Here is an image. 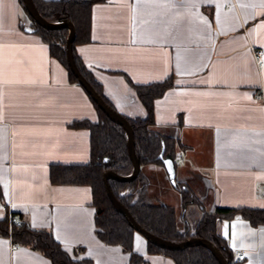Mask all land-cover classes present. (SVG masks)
Instances as JSON below:
<instances>
[{"label":"crops","instance_id":"0c3cea01","mask_svg":"<svg viewBox=\"0 0 264 264\" xmlns=\"http://www.w3.org/2000/svg\"><path fill=\"white\" fill-rule=\"evenodd\" d=\"M32 22L20 0H0V219L15 213L50 231L76 259L129 264L127 251L96 235L90 186L50 180L53 165L89 161L90 132L72 123L98 113ZM89 36L75 53L125 117L145 115L131 84L170 79L153 100L155 127L174 139L176 183L195 201L185 206L156 163L141 166L149 199L173 205L192 227L217 207L264 209V65L251 52L264 49V0H106L91 7ZM216 231L234 264H264V224L236 213ZM132 247L147 264H175L149 253L136 231ZM0 264L51 261L0 236Z\"/></svg>","mask_w":264,"mask_h":264},{"label":"trees","instance_id":"16d2710c","mask_svg":"<svg viewBox=\"0 0 264 264\" xmlns=\"http://www.w3.org/2000/svg\"><path fill=\"white\" fill-rule=\"evenodd\" d=\"M20 1L24 6L23 1ZM33 1L44 19L57 21L66 18L74 24L75 37L72 43V51L77 67L105 102L114 108L103 95L100 84L84 67L75 53V44L90 39L91 7L95 3L105 2L106 0ZM32 26L42 41L49 46L51 56L65 66L70 80L79 83L67 63L65 43L68 29L65 27L47 29L38 25L34 20ZM79 85L82 87L80 83ZM131 86L137 98L145 107L144 116H135L133 118L126 116L133 128L134 146L140 162V171L131 181L121 182L109 179L108 184L111 190L120 202L128 208L134 219L146 230L161 238L174 241H181L190 237L206 238L219 248L228 259L229 264H234L233 255L226 240L216 231L217 220L221 216L231 217L236 213H240L252 225H261L264 224V209L217 207L211 213L205 212L201 219L192 227L184 216H182L184 220L183 226L179 224V218L173 205L159 200L151 201L145 195L147 180L141 171V166L152 163L162 164L161 159L158 157L162 147H164V154H170L173 158L175 154L174 139L166 136L155 127L153 116V100L170 86V79L159 83L147 85L131 84ZM87 95L97 110L98 119L96 122L74 121L72 126L89 130L90 159L82 164H56L51 166L50 180L53 183L90 186L92 203L95 206V232L98 238L106 244L120 245L123 250L130 254L129 264H147L143 255L133 251L132 243L135 230L128 224L125 216L115 210L103 180V172L106 170H114L124 175L132 171V164L127 149L126 132L121 125L113 122L98 107L89 93ZM117 184L118 186L116 187L115 185ZM175 187H179L185 206L195 201L194 196L187 188H181L177 183ZM12 216L16 217L15 213H12ZM17 219L20 220V224L11 223L8 216L0 219V236L9 237L14 245L26 246L43 254L49 258L51 264H96L88 257L74 258L71 253L61 246L50 231L33 228L21 217H17ZM147 247L149 253L164 254L170 257L175 264H219L211 251L203 245L170 250L147 241Z\"/></svg>","mask_w":264,"mask_h":264},{"label":"water","instance_id":"95a60500","mask_svg":"<svg viewBox=\"0 0 264 264\" xmlns=\"http://www.w3.org/2000/svg\"><path fill=\"white\" fill-rule=\"evenodd\" d=\"M24 7L28 11L29 15L33 18V20L40 26L47 29H56V28H67L68 36L66 38L65 43V51L67 57V63L70 67V70L77 78L78 82L82 85V87L86 90L87 93L90 94L91 98L98 105V107L115 123L121 125L127 136V149L129 159L132 164V171L129 174H119L114 170H106L103 172V180L105 182V187L109 199L114 206L115 210L119 213L123 214L128 222V224L138 233H140L144 238L165 249L176 250L183 249L187 246H195V245H203L207 247L211 253L218 260L219 264H229L228 259L223 255V253L219 250L217 246H215L210 240L201 237H190L181 241H174L161 238L152 232L143 228L132 216L131 212L128 208L120 202V200L115 196L113 191L111 190L108 180L114 179L116 181H131L133 180L140 171V162L135 152V144H134V132L133 128L123 114L109 106L105 100L101 97V95L95 90L93 85L82 75L79 71L77 64L75 62L73 51H72V43L75 37V27L74 24L69 19H59L57 21H48L44 19L41 14L38 12L33 0H22ZM28 31H32V28H28ZM158 157L161 159L162 164L167 172L168 179L172 185H176V164L173 156L170 154H164V147H162ZM106 160V159H105Z\"/></svg>","mask_w":264,"mask_h":264},{"label":"built area","instance_id":"2783aa9c","mask_svg":"<svg viewBox=\"0 0 264 264\" xmlns=\"http://www.w3.org/2000/svg\"><path fill=\"white\" fill-rule=\"evenodd\" d=\"M253 60L257 69H260L264 65V49L262 48H252L251 50ZM9 221L14 224H20V220L16 217L10 216ZM244 258V253L239 252L235 258V262L242 261Z\"/></svg>","mask_w":264,"mask_h":264},{"label":"rangeland","instance_id":"374dc122","mask_svg":"<svg viewBox=\"0 0 264 264\" xmlns=\"http://www.w3.org/2000/svg\"><path fill=\"white\" fill-rule=\"evenodd\" d=\"M167 177H168V176H167ZM153 180H154V179H153V178H151V181H153ZM156 182H157V185H158V187L160 188V185H159V183H158L157 179H156ZM170 184H171V183H170ZM171 185H172V184H171ZM171 185H170V186H171ZM115 186L117 187V186H118V184H117V185H115ZM171 187H173V186H171ZM159 188H157V187H156V188H155V189H156V191H157V190H159ZM160 191H161V192H163V193H166L165 189H163V190H162V189H160ZM164 198H165L166 200H169L168 202H171V203H172V202H174V199L170 198V197L167 195V193H166V197L164 196ZM151 201H152V200H151ZM139 234H140V233H139ZM140 235H141V234H140ZM143 237H144V236H143Z\"/></svg>","mask_w":264,"mask_h":264}]
</instances>
